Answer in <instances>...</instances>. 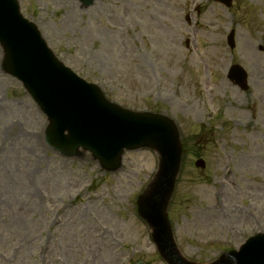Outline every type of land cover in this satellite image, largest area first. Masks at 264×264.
I'll return each instance as SVG.
<instances>
[{
    "label": "rangeland",
    "instance_id": "374dc122",
    "mask_svg": "<svg viewBox=\"0 0 264 264\" xmlns=\"http://www.w3.org/2000/svg\"><path fill=\"white\" fill-rule=\"evenodd\" d=\"M18 2L106 99L176 123L182 156L165 212L185 260L211 264L264 234V0ZM2 60L0 48V264H167L136 207L158 155L125 151L110 172L86 151L55 152L45 116ZM232 64L247 72V90L227 80Z\"/></svg>",
    "mask_w": 264,
    "mask_h": 264
},
{
    "label": "water",
    "instance_id": "95a60500",
    "mask_svg": "<svg viewBox=\"0 0 264 264\" xmlns=\"http://www.w3.org/2000/svg\"><path fill=\"white\" fill-rule=\"evenodd\" d=\"M85 6L92 0H80ZM230 6L231 0H214ZM233 31L227 37L233 48ZM0 46L3 70L20 80L49 125L46 143L64 155L79 148L89 151L101 167L115 170L124 150L154 149L159 170L148 190L137 199L139 215L153 229V240L168 264H191L178 253L165 208L172 193L180 160L177 129L166 116L136 113L107 102L100 90L78 78L60 63L41 39L36 26L24 19L16 0H0ZM229 78L246 88L244 70L234 65ZM196 166L204 167L202 160ZM212 264H264V235L250 238Z\"/></svg>",
    "mask_w": 264,
    "mask_h": 264
}]
</instances>
